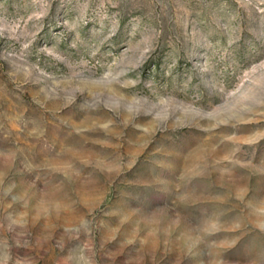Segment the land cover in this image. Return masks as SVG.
Wrapping results in <instances>:
<instances>
[{
    "label": "rangeland",
    "instance_id": "rangeland-1",
    "mask_svg": "<svg viewBox=\"0 0 264 264\" xmlns=\"http://www.w3.org/2000/svg\"><path fill=\"white\" fill-rule=\"evenodd\" d=\"M0 264H264V0H0Z\"/></svg>",
    "mask_w": 264,
    "mask_h": 264
}]
</instances>
